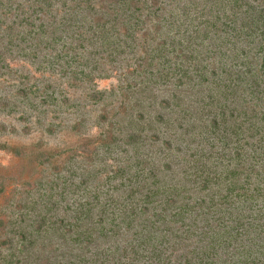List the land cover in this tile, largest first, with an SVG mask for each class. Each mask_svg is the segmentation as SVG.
Segmentation results:
<instances>
[{
    "label": "trees",
    "instance_id": "trees-1",
    "mask_svg": "<svg viewBox=\"0 0 264 264\" xmlns=\"http://www.w3.org/2000/svg\"><path fill=\"white\" fill-rule=\"evenodd\" d=\"M0 32L24 57L61 45L51 65L84 82L140 42L128 87L172 84L156 120L181 129L157 151L128 134L66 216L0 220V264H264V0H0Z\"/></svg>",
    "mask_w": 264,
    "mask_h": 264
},
{
    "label": "rangeland",
    "instance_id": "rangeland-1",
    "mask_svg": "<svg viewBox=\"0 0 264 264\" xmlns=\"http://www.w3.org/2000/svg\"><path fill=\"white\" fill-rule=\"evenodd\" d=\"M139 44L105 65L108 77L96 73L84 82L63 76L64 62L51 65L61 45L24 57L0 39V220L6 221L7 234L15 220H26V225L66 216L77 198L72 192L77 184L92 173L99 179L112 174L132 155L128 134L157 135L155 151L163 140L179 146V123L169 128L156 120L160 114L171 118L161 102L174 93L173 85L146 92L128 87L136 78L124 73L139 61ZM198 146L208 154L206 144ZM155 161L165 163L162 155ZM6 232L0 231V239Z\"/></svg>",
    "mask_w": 264,
    "mask_h": 264
}]
</instances>
